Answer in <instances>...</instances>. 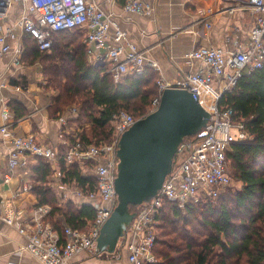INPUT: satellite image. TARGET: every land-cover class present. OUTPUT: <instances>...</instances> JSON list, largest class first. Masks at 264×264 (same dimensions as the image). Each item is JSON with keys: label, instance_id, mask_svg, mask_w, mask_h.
<instances>
[{"label": "built area", "instance_id": "obj_1", "mask_svg": "<svg viewBox=\"0 0 264 264\" xmlns=\"http://www.w3.org/2000/svg\"><path fill=\"white\" fill-rule=\"evenodd\" d=\"M17 4L22 6L17 22L13 26L3 27L9 10ZM123 9L143 17H151L154 12L146 0H124ZM246 9L254 18V26L247 33L244 43L236 42L233 50L196 47L187 55V59L199 61L202 65L199 70L176 81L158 77L157 95L148 114L158 108L163 91L180 89L192 93L193 99L209 113V119L198 133L185 138L179 145L170 173L155 196L138 206L126 235L118 241L112 254L114 258H120L121 250L126 249L130 264H160L153 250L164 203L169 201L183 209L187 205L213 201L231 188L233 180L229 175L227 154L233 143L247 140L249 136L244 124L234 120L232 110L219 109L217 103L223 95L233 91L243 73L261 69L264 65V0H247ZM225 11L232 14L235 9L230 7ZM203 25L205 29L211 27L209 21H204ZM16 27L35 41L40 52L51 50L53 33L84 30L83 43L87 48L88 60L91 65L107 64L108 73L115 83L129 74L140 76L146 68L157 73L160 70L156 61L147 59L135 45L129 43L127 33L120 29L114 15L105 13L95 0H0V57L12 53V62L18 65L24 46L21 42L12 45L18 39ZM111 28L113 34L109 35ZM109 39L114 44L109 45ZM214 83L218 84L216 92L211 89ZM5 86L0 73V90ZM209 96L212 102L207 107L205 99ZM8 113L9 110L3 108L4 118ZM77 113L78 107H73L68 115L60 116L58 121L66 126ZM138 119L120 110L113 116V138L110 143H85L75 136L74 142L66 148L65 163H75L81 169L82 176L94 178L91 191L73 188L74 195L91 201L95 211L94 221L87 230L65 227L64 239L61 240L51 224L44 221L50 212L49 206L34 209L27 219L28 224H24L25 218L19 211L4 210L3 201L0 202V219L27 237L25 249L40 264H70L81 253L101 255L97 239L118 203L115 180L119 141ZM0 135L9 144L6 158L10 172L27 167L29 159L35 157H43L51 161L54 168H59L57 149L40 143L34 136H18L9 124L0 127ZM8 178L6 176V180ZM60 185L63 190L69 189L67 185ZM237 186L239 188L240 184ZM30 189L29 183L23 184V192Z\"/></svg>", "mask_w": 264, "mask_h": 264}, {"label": "trees", "instance_id": "obj_2", "mask_svg": "<svg viewBox=\"0 0 264 264\" xmlns=\"http://www.w3.org/2000/svg\"><path fill=\"white\" fill-rule=\"evenodd\" d=\"M84 36L81 29L55 32L52 48L46 52H40L28 34L23 37L21 62L41 64L45 87L60 90L47 108L49 116L58 119L66 107L75 103L78 113L68 122L90 126L89 131L69 134L67 146L75 136L85 143H109L113 138V116L124 110L135 119L144 117L158 90V74L149 68L140 76L129 74L115 83L107 64L91 65ZM8 106L17 119L26 114L17 102ZM217 106L231 109L234 120L244 124L249 136L233 143L227 154L229 175L240 187L227 190L213 201L183 209L166 201L153 250L160 264H264V65L243 73L233 91L223 95ZM65 153L66 147L61 145L57 149L60 183L91 191L94 178L82 176L75 163L67 165ZM54 172L51 161L35 157L27 195L30 209L50 207L44 221L63 240L65 227L87 230L95 211L92 205L78 207L72 201L60 205L50 185ZM137 209L130 207L134 213Z\"/></svg>", "mask_w": 264, "mask_h": 264}, {"label": "crops", "instance_id": "obj_3", "mask_svg": "<svg viewBox=\"0 0 264 264\" xmlns=\"http://www.w3.org/2000/svg\"><path fill=\"white\" fill-rule=\"evenodd\" d=\"M153 8L151 17H143L127 13L123 9L124 0H95L105 13H112L120 29L127 33L129 43L136 46L147 59L158 63V77L176 81L187 74L195 73L202 65L199 61L187 59V55L196 47H213L225 50L235 49V43H244L246 35L254 26V18L246 9L247 0H146ZM234 7L229 14L225 11ZM22 12L20 4L9 10V17L3 22V27L13 26ZM202 21V22H201ZM204 21H209L211 27L204 28ZM18 39L12 42L23 43L25 34L15 28ZM113 34V29L109 35ZM227 39L229 42L227 43ZM108 44H114L111 39ZM1 48V45H0ZM12 53L0 57V73L6 86L0 90V127L9 124L11 130L18 136L32 135L40 143L58 149L65 145L63 130L67 134L74 129L73 125L62 126L57 119L48 114L49 100L52 91H46L42 86L40 65L26 66L12 62ZM26 80V87L19 83ZM15 80V84L11 83ZM211 89L218 91V84H212ZM17 102L26 114L17 119L8 104ZM3 108L9 110L8 116H2ZM65 128V129H64ZM66 134V133H65ZM9 144L0 135V202L4 210H17L28 224L31 204L28 192L22 191L24 183L31 185L32 166L34 159L30 158L27 167L9 171L7 153ZM59 174V169L54 168ZM8 176V180H6ZM54 187L56 185L54 184ZM57 188V187H56ZM54 192L57 193L56 189ZM65 195V196H64ZM63 199L72 201L75 205H91V201L79 199L73 189H66L60 195ZM43 207V206H42ZM51 210V209H50ZM49 223V222H45ZM27 237L15 227L0 219V264H40L25 247ZM102 254V253H101ZM120 258L111 254L91 256L81 253L75 256L70 264H130L128 252L122 249Z\"/></svg>", "mask_w": 264, "mask_h": 264}, {"label": "water", "instance_id": "obj_4", "mask_svg": "<svg viewBox=\"0 0 264 264\" xmlns=\"http://www.w3.org/2000/svg\"><path fill=\"white\" fill-rule=\"evenodd\" d=\"M208 119L209 113L191 92L167 89L158 108L138 119L122 135L115 180L118 203L100 230V252H115L135 216L130 207L140 206L155 196L171 171L179 145L198 133Z\"/></svg>", "mask_w": 264, "mask_h": 264}, {"label": "rangeland", "instance_id": "obj_5", "mask_svg": "<svg viewBox=\"0 0 264 264\" xmlns=\"http://www.w3.org/2000/svg\"><path fill=\"white\" fill-rule=\"evenodd\" d=\"M22 64H24V65H26V66H29L27 63H25V62H23ZM37 64H39V63H37ZM40 65V70H41V74H42V70H43V68H42V65L41 64H39ZM58 65L60 66V62H58ZM33 66V65H32ZM30 67V66H29ZM20 79V78H19ZM65 81H66V79L64 78V80H61V83L62 84H64L65 83ZM17 83H19L21 86H23V87H26V80L25 79H20L19 80V82H17ZM46 81L43 79V77H42V86H43V88L46 90V91H52L51 93L53 94V95H55V96H52L51 98H50V100H49V104L51 103V99H53V98H55L56 96H58L59 95V93H60V90L59 89H55V88H47V87H45V85H46ZM73 107H78L77 105H75V103H73V104H71V105H69L68 107H66V109L64 110V112L60 115V116H62V115H68V113H69V110L71 109V108H73ZM59 116V117H60ZM59 119V118H58ZM57 119V120H58ZM73 125V127H74V129L73 130H71L68 134H67V132H65V130H63V132H64V134H62L63 136H64V140L66 141L65 142V144H66V148H67V144H69V140H68V137H69V134H72L73 135V133H76V132H81L82 131V129H85L86 131H89V129H90V126H87V125H84V124H73V123H70V122H67V125ZM65 129V128H64ZM66 133V134H65ZM110 143V142H109ZM100 144H103V143H100ZM108 144V143H107ZM65 146V145H64ZM61 179V176H59V174H57L56 172H54V174L52 175V177L50 178V185H51V187H53V189L55 188L56 189V191H57V193H55V195H57V197H58V200H59V203H60V205H65V203L67 202V201H69V200H66V199H63L64 198V196H63V198L60 196L61 195V193H63V192H66V190H63L62 188H61V185H60V180ZM233 180V179H232ZM54 184L56 185V187H54ZM238 183L235 181V180H233L232 181V186H231V188H229V189H238ZM69 187V189H73V187L74 188H76L74 185L73 186H68ZM69 189H67V191L69 192ZM228 189V190H229ZM55 191V190H54ZM53 191V192H54ZM226 192V191H225ZM224 192V193H225ZM223 193V194H224ZM149 200H151V198L149 199ZM148 200V201H149ZM78 207H80L79 205H77ZM104 254H106V253H102L101 255H104Z\"/></svg>", "mask_w": 264, "mask_h": 264}, {"label": "bare ground", "instance_id": "obj_6", "mask_svg": "<svg viewBox=\"0 0 264 264\" xmlns=\"http://www.w3.org/2000/svg\"><path fill=\"white\" fill-rule=\"evenodd\" d=\"M212 102L211 96H209L208 99H205V105L208 107L210 106V103Z\"/></svg>", "mask_w": 264, "mask_h": 264}]
</instances>
